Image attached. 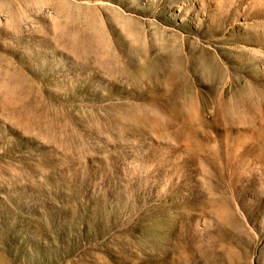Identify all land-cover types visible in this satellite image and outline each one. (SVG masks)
Wrapping results in <instances>:
<instances>
[{
    "label": "rangeland",
    "instance_id": "1",
    "mask_svg": "<svg viewBox=\"0 0 264 264\" xmlns=\"http://www.w3.org/2000/svg\"><path fill=\"white\" fill-rule=\"evenodd\" d=\"M0 264H264V0H0Z\"/></svg>",
    "mask_w": 264,
    "mask_h": 264
}]
</instances>
